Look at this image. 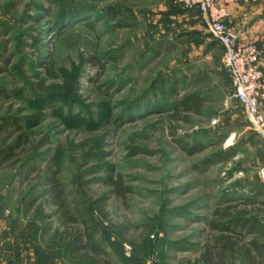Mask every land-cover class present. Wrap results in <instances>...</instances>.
<instances>
[{
  "label": "rangeland",
  "instance_id": "1",
  "mask_svg": "<svg viewBox=\"0 0 264 264\" xmlns=\"http://www.w3.org/2000/svg\"><path fill=\"white\" fill-rule=\"evenodd\" d=\"M78 1L94 8L91 28L79 21L59 27L53 0H0V90L6 95L0 97V151L22 137L14 157L0 165V264H81L68 260L55 240L56 210L27 204L41 191L32 178L37 171L44 176L56 151L70 208L72 185L93 210L94 200L104 197V217L94 213L97 242L112 263L192 261L216 208L264 200L258 175L264 141L229 99L222 49L201 15L177 0ZM109 8L118 18L103 22ZM40 84L51 90L40 91ZM185 93L205 100L202 114L186 124H169L166 113L134 117ZM160 119L163 127L147 130ZM172 131L204 149L185 155ZM133 148L147 153L128 157ZM106 169L131 188L123 200L103 184ZM253 207L264 228V207ZM149 227V252L142 254L129 241Z\"/></svg>",
  "mask_w": 264,
  "mask_h": 264
},
{
  "label": "trees",
  "instance_id": "2",
  "mask_svg": "<svg viewBox=\"0 0 264 264\" xmlns=\"http://www.w3.org/2000/svg\"><path fill=\"white\" fill-rule=\"evenodd\" d=\"M53 0L58 12L57 24L59 27H65L70 22L79 21L81 25L91 28L89 19L93 17L95 11L87 3L70 0ZM197 14V13H196ZM118 12L112 8L107 11V16H104L103 22H114L118 18ZM39 36L42 34L39 32ZM37 39V38H36ZM43 54L38 56L42 59ZM38 87L40 91L49 92L50 87ZM56 89L63 90L64 86H54ZM13 96L17 97L19 94L13 92ZM164 95V94H163ZM5 94L0 90V97L5 98ZM168 96H164L162 101H167ZM205 105V100L197 93H185L181 98L174 99L167 107L160 108L154 106L151 109L140 110L138 115H152L157 112L164 114L165 119L169 124L171 123H188L190 115L200 116ZM241 108V107H240ZM242 110V109H241ZM144 115V116H145ZM143 116V117H144ZM141 117V118H143ZM165 121L163 119L152 123L147 130L157 131V127H163ZM168 124V127L170 128ZM15 126L16 122L11 121V126ZM31 125V124H30ZM20 128H15L19 130ZM173 133V131H172ZM177 148L187 156H192L201 152L204 146L201 144H192L183 139L177 138L176 134H171ZM22 137L17 138L16 142L0 151V165H2L8 158L14 157V151L20 148ZM142 149H130L128 157H133L138 154H145ZM61 153L56 151L55 154L49 158L46 166L44 176L39 172L35 174L32 180L39 181L41 191L38 195H29L28 207H33L37 202H40L39 208L52 206L59 214V230L55 233V240L64 245V251L67 259L81 264H114L106 251L97 242L100 233L99 226L96 222L94 213L100 217L105 215L104 197L94 200L93 207H87L85 200L78 192L76 186L72 185V201L71 208L65 201V190L63 185L58 180L59 161ZM222 162L223 159L218 158L214 160ZM33 168L30 172H33ZM36 171V170H35ZM28 179V174L23 176L21 183ZM103 184L112 190L115 197L123 200L127 194L131 192V188L126 186L120 175L112 176L109 169L105 170V178ZM258 193V192H257ZM260 205L264 207V200L255 202L247 198L242 206H223L216 208L209 219L204 221V225L208 231V235L204 240L202 246L198 250L197 257L190 261L186 260L184 263L180 261L178 264H227L228 262H239L240 264H264V228L260 226L256 218L253 205ZM41 207V208H40ZM247 207V208H244ZM258 208L257 211H261ZM153 228H146L145 232L130 240L129 244L137 252L147 254L149 252L150 240L149 235ZM119 233V232H118ZM121 239L125 237L120 232ZM140 238L142 240H140ZM163 253H160V258L163 260Z\"/></svg>",
  "mask_w": 264,
  "mask_h": 264
},
{
  "label": "built area",
  "instance_id": "3",
  "mask_svg": "<svg viewBox=\"0 0 264 264\" xmlns=\"http://www.w3.org/2000/svg\"><path fill=\"white\" fill-rule=\"evenodd\" d=\"M177 1L184 10L204 18L210 36L222 49L221 65L232 88L229 99L239 104L253 130L264 141V113L261 109L264 102V49L254 43H241L224 24L230 0ZM258 175L264 185V168L258 171Z\"/></svg>",
  "mask_w": 264,
  "mask_h": 264
},
{
  "label": "crops",
  "instance_id": "4",
  "mask_svg": "<svg viewBox=\"0 0 264 264\" xmlns=\"http://www.w3.org/2000/svg\"><path fill=\"white\" fill-rule=\"evenodd\" d=\"M224 24L241 43H254L264 49V0H230ZM264 63V55H263ZM264 113V102L261 103Z\"/></svg>",
  "mask_w": 264,
  "mask_h": 264
}]
</instances>
